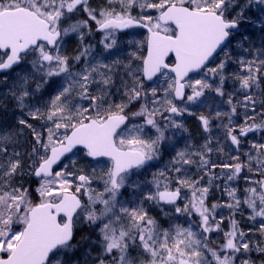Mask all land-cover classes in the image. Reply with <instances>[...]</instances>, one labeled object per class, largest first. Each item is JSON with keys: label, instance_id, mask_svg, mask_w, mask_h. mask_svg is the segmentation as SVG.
I'll return each instance as SVG.
<instances>
[{"label": "snow or ice", "instance_id": "6c2138e0", "mask_svg": "<svg viewBox=\"0 0 264 264\" xmlns=\"http://www.w3.org/2000/svg\"><path fill=\"white\" fill-rule=\"evenodd\" d=\"M8 100L0 264H264V0H0Z\"/></svg>", "mask_w": 264, "mask_h": 264}, {"label": "rangeland", "instance_id": "374dc122", "mask_svg": "<svg viewBox=\"0 0 264 264\" xmlns=\"http://www.w3.org/2000/svg\"><path fill=\"white\" fill-rule=\"evenodd\" d=\"M91 4H92V7L103 6L104 5V0H91ZM253 19H255V17H253ZM244 25H245L244 27L242 26V28L244 30H246L248 32H253V29L251 27L247 26V22H244ZM130 31H134L136 33H139V35H137L135 37L136 39H143L144 34H145V32H143L141 30H130ZM77 48H78V43L75 40V38L73 37V38L69 39L67 44H66L67 54L69 56L75 55V52H76ZM209 103H212V101H209ZM201 113L207 115L208 114L207 113V109H201ZM201 113H197L196 115L185 116L184 117L185 126L188 129V133H186L184 135V137H181L180 139L190 140V142L192 144H193L194 141H202V139H203V136L201 135L202 129L200 127L199 120L197 119V116L199 114H201ZM0 114H1V112H0ZM215 123L216 122L213 121V124H215ZM182 146H183V144H181V147ZM245 147H246V145H245ZM164 159L166 161L168 159V157L166 156ZM80 161L81 160H79L77 163L80 164ZM79 166L84 167L82 165H79ZM85 167L87 169L89 167L88 164ZM222 199H227V197H223L222 194L219 191L213 190V192L210 193L209 200L211 202L221 201ZM218 211H222V213H223V215L225 217H227L229 215V212H228L227 209H218ZM242 212H243V214L242 215H237L236 219L240 222V227L243 228L245 231H247V229L249 227H251L252 225L247 220V215H248L247 210H242ZM150 214L155 216L161 223L164 224L165 227H167L171 223V219L170 218H165L163 215H161L160 212H159V209H153ZM222 227H224L225 229L228 227V220L227 219L224 220V224L222 225Z\"/></svg>", "mask_w": 264, "mask_h": 264}, {"label": "trees", "instance_id": "16d2710c", "mask_svg": "<svg viewBox=\"0 0 264 264\" xmlns=\"http://www.w3.org/2000/svg\"><path fill=\"white\" fill-rule=\"evenodd\" d=\"M242 26L243 27L245 26L244 22L242 23ZM233 67H235V66H233ZM227 88H228V90H231L230 85ZM6 104H7L6 109H0V112H1V114H0V128L9 127L11 125H14L16 117L20 114L18 112V110L15 108L14 102H12L11 100H8V102H6ZM33 123H35V121ZM200 143H202V141L201 142H198V141L193 142V144H195V145H198ZM78 165H82L85 167V166H87V163L85 161L81 160L80 164H78Z\"/></svg>", "mask_w": 264, "mask_h": 264}, {"label": "flooded vegetation", "instance_id": "af4514ba", "mask_svg": "<svg viewBox=\"0 0 264 264\" xmlns=\"http://www.w3.org/2000/svg\"><path fill=\"white\" fill-rule=\"evenodd\" d=\"M203 132H201V135L203 136V134H202ZM198 142H201V141H198Z\"/></svg>", "mask_w": 264, "mask_h": 264}, {"label": "water", "instance_id": "95a60500", "mask_svg": "<svg viewBox=\"0 0 264 264\" xmlns=\"http://www.w3.org/2000/svg\"><path fill=\"white\" fill-rule=\"evenodd\" d=\"M143 30V29H142Z\"/></svg>", "mask_w": 264, "mask_h": 264}]
</instances>
